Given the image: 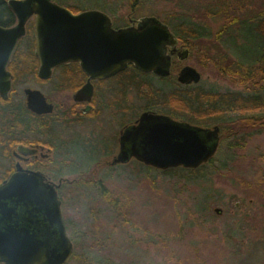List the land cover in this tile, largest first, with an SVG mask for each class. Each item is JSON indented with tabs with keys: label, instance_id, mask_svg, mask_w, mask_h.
<instances>
[{
	"label": "rangeland",
	"instance_id": "374dc122",
	"mask_svg": "<svg viewBox=\"0 0 264 264\" xmlns=\"http://www.w3.org/2000/svg\"><path fill=\"white\" fill-rule=\"evenodd\" d=\"M64 1L72 7L80 3L79 0ZM82 2L84 5L105 7L106 13L118 26L127 23V17L138 20L155 16L162 22L170 20L176 24L180 16L204 27L208 33L206 36L200 39L185 37L192 43L187 63L201 72L199 88L220 93L264 94V82L261 86H237L211 62H202L199 55L205 52L218 59L226 54L228 60L237 61L236 52H239L249 60L257 58L264 41L252 36L247 27H231L228 38L232 39V43L226 35H219L218 32L233 18L263 16L264 0ZM109 2H117L118 9L109 11ZM256 64L264 67V50L261 61ZM169 80L171 83L165 84L157 79L150 81L151 94L160 88V94L154 96L156 104L153 105L154 109L162 112H166L167 108L162 106L160 95H166L173 88V78ZM146 94L147 91H138L137 114L147 104L152 105L147 97H140ZM262 114L264 108L244 113L228 112L224 118L235 120L241 116ZM109 117V114L103 115L93 123L104 125L103 120ZM212 125L221 126L222 123L207 126ZM243 129L246 131L244 143L237 147L233 144L235 138L232 134L224 136L213 156L217 171L206 167L205 173L209 178H199L194 183H187L184 177L177 174H162L161 170L147 168L135 163V160L110 167L111 155L95 154L92 150L73 145L72 152L76 157L74 167L83 168L78 172L65 171L61 174L76 180V177L84 180L94 178L95 182L102 179L104 186L118 200L119 207L116 209L107 203L93 183L79 181L81 183L74 184L73 204L67 205L64 211L72 221L69 233L73 237L74 251L80 254L90 247L104 264H126L132 259L138 264H264V132ZM87 130L85 127L80 130L83 136ZM224 160L227 161L226 167H223ZM95 161H106L107 164L94 170L87 169ZM201 197V205H205L203 211L196 206ZM215 208H220L221 212H215ZM102 240L104 245L99 246ZM69 264H77V261L72 258Z\"/></svg>",
	"mask_w": 264,
	"mask_h": 264
},
{
	"label": "flooded vegetation",
	"instance_id": "af4514ba",
	"mask_svg": "<svg viewBox=\"0 0 264 264\" xmlns=\"http://www.w3.org/2000/svg\"><path fill=\"white\" fill-rule=\"evenodd\" d=\"M51 1L74 15L84 11L102 12L108 15L115 29L137 22L136 19L127 17V23L115 25L105 7L84 5L83 0H79L77 7L68 6L64 0ZM115 3L117 2L107 3L111 6L109 11L118 9ZM5 8L9 10L5 3L0 5V28L16 23L15 15L9 10L13 20L10 25L5 26V19L8 17L5 16ZM33 24L34 15L27 20L25 35L17 40L6 65H2L4 62L0 56V231L5 232L7 227H12L21 235L28 231L44 239V236L51 234L47 221L44 220L51 217L57 201L67 236L73 245L69 233L72 221L65 216L64 211L67 205L73 204V185L79 182L61 174L65 171L72 173L78 169L81 171L83 168L74 167L76 157L72 152L73 145L92 150L95 154L111 155L108 164L113 165L111 160L120 152L121 143L125 149H128L127 146L132 141L137 144L138 137L133 139L130 136L125 140L124 134L127 129L137 124L144 111L168 115L173 120L203 128H212L215 125L192 123L153 108H146L137 114L138 91L151 89L150 81L153 79L165 84L171 83L169 78H173L172 87L180 89L199 86L201 72L187 63L192 48V43L187 39L173 33L176 39H170L159 46L163 60L158 64L168 70L165 75L144 71L134 62L128 61L124 67L114 72L91 78L81 68L80 61H68L53 66L49 76L43 78L39 75L41 64L36 55ZM29 26L32 27L33 39H24ZM194 48L196 49L195 46ZM184 49L187 50L186 54ZM16 52L22 59L18 73L11 68ZM187 65L199 72L200 79L197 83H181L177 80L178 73ZM88 84L91 85V92L86 88L88 90L76 95ZM140 97L146 98V95ZM106 113L110 117L103 120L104 125L93 123L103 115H108ZM84 127L88 130L83 136L80 130ZM133 160L136 159L130 157L125 163L117 165H125ZM32 173L38 174L39 178L11 179L14 175ZM53 193L55 198L51 196ZM73 252L74 245L65 264L72 261ZM0 264L9 263L1 261Z\"/></svg>",
	"mask_w": 264,
	"mask_h": 264
},
{
	"label": "water",
	"instance_id": "95a60500",
	"mask_svg": "<svg viewBox=\"0 0 264 264\" xmlns=\"http://www.w3.org/2000/svg\"><path fill=\"white\" fill-rule=\"evenodd\" d=\"M16 17V23L0 28V56L7 64L18 39L25 35V24L34 15L36 55L40 61L39 75L46 78L53 66L68 61H80L81 68L91 77H101L134 62L144 71L165 75L168 70L158 64L162 61L159 46L176 39L170 28L155 16H145L136 24L113 28L108 15L98 11L72 14L51 0H0ZM184 53L187 50L184 49ZM2 66V67H3ZM199 72L192 66L183 67L177 80L197 83ZM88 84L76 95L88 90ZM33 94L34 92H29ZM77 97V96H75ZM29 108H32L30 104ZM138 137L137 144L123 147L111 164L125 163L130 157L156 169L172 167L197 168L208 162L219 144V127L203 128L173 120L170 116L152 111L140 114L136 125L126 130L125 140ZM124 139V138H123ZM38 174L14 175L13 180L38 179ZM52 198H55L53 193ZM47 217L51 233L44 239L25 232L17 233L7 227L0 231V262L9 264H65L73 245L67 236L59 204ZM220 213V208H215Z\"/></svg>",
	"mask_w": 264,
	"mask_h": 264
},
{
	"label": "trees",
	"instance_id": "16d2710c",
	"mask_svg": "<svg viewBox=\"0 0 264 264\" xmlns=\"http://www.w3.org/2000/svg\"><path fill=\"white\" fill-rule=\"evenodd\" d=\"M5 16L8 17L5 19V26L10 25L13 20V16H11L9 10L5 8ZM176 24L172 21H163L170 30L177 36L182 39L192 38V39H200L201 37L206 36V29L204 27L199 26L198 24L190 21H186L185 19H181V17H177ZM247 27L250 31V34L254 37H258L264 41V15L263 16H253V17H244V18H233L224 24L221 30L218 32L219 35H226L228 41L232 43V39L230 40V32L231 27ZM229 37V38H228ZM24 39H33V31L32 27H28L27 34ZM264 47L261 50L259 56L253 60H249L244 58L239 52L237 53L238 60L230 61L228 60V56L226 54H222L220 58L214 59L209 54L202 52L200 53V58L203 61H209L213 64V66L222 74L224 77L230 79L235 85L248 87V86H261V82H264V67L256 64L261 61V57L263 56ZM22 59L18 56L17 52L12 58L11 68L14 72H19V63ZM185 88V87H184ZM147 100L152 105L147 104L146 108H155L153 104H156V100L154 96L156 94H160V89L158 88L153 94L147 88ZM149 94V95H148ZM162 106L166 107L169 115L175 118H184L187 121L197 124L209 125L211 123H222V125H218L220 128V142L225 138L224 136L231 135L235 138L233 140V144L237 147L244 143L246 140V131L243 128H251L256 130V132H264V114L258 116H241L235 120H230L224 118V114L228 112H241L245 111H254L260 110L264 108V94H248L242 93L239 91L234 92H216L214 90H204L199 88V86H188L185 89H180L179 87H173L170 91L164 95H160ZM229 124V125H227ZM232 127H235L234 129ZM236 132V133H233ZM239 136V138L237 137ZM219 146V145H218ZM105 155V154H103ZM107 155V154H106ZM233 158V157H231ZM134 161V160H133ZM138 162L143 166L139 161L135 160V163ZM227 162L224 160L223 167H226ZM213 158L208 160V162L200 165L197 168H184V167H172L167 169H159L160 173L165 175L177 174L181 177H184L187 183H194L199 178L207 179L209 178L208 174L205 173V168L210 167L213 172L217 171V166L213 164ZM107 164L106 161H95L90 166H87V169L93 168V170L101 165ZM140 165V166H141ZM112 166H122V165H110ZM147 168H153L151 166H146ZM156 169V168H154ZM141 170H144V167L141 166ZM93 172V171H90ZM81 176V175H80ZM76 181H84L88 183H93L96 185L101 191L102 196L106 199L107 203H109L113 208L118 207V200L113 197L111 192L104 186L102 179L99 182H95L94 178L89 179H79L81 177H76ZM198 182V181H197ZM81 183V182H79ZM203 201V197H201L200 201L196 203V206L203 211L205 209V205H201ZM205 201V200H204ZM233 233V232H232ZM71 238H73L71 236ZM101 242V241H100ZM103 240L101 243H98L99 246L104 245ZM83 248V247H82ZM84 251L80 254L76 251L73 252L72 258L77 261V264H104L101 259L94 255L90 247L89 249H83ZM90 253L92 255H90ZM88 255V256H87ZM126 264H138L134 259L130 260Z\"/></svg>",
	"mask_w": 264,
	"mask_h": 264
}]
</instances>
